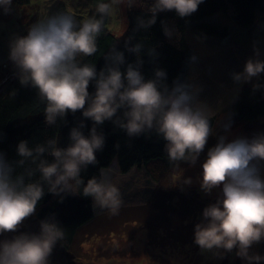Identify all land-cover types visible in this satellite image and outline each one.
Wrapping results in <instances>:
<instances>
[{"label": "clouds", "instance_id": "obj_1", "mask_svg": "<svg viewBox=\"0 0 264 264\" xmlns=\"http://www.w3.org/2000/svg\"><path fill=\"white\" fill-rule=\"evenodd\" d=\"M203 0H152L147 5V19L138 18L137 28L147 29L155 23L157 13L174 11L183 18L198 10ZM12 0H0L7 13ZM140 0H97L95 15L83 20L67 12H56L34 23L22 37L9 45V59L18 69L21 85L35 88L46 102L45 121L55 125L68 113L80 111L94 126L87 136L83 121L69 131L70 144L57 147L49 140L47 146L28 147L20 141L16 147L20 159L9 161L0 152V235L17 233L22 223L35 213L38 201L47 191L56 195L77 193L91 197L95 207L118 213L121 205L119 187L106 174L85 183L81 171L95 164V153L102 150L104 136L95 125L111 120L129 136L155 131L166 142L168 160L195 165L213 135L212 120L216 112L199 99L201 89L193 83L173 81L169 87L163 69H154L153 77L145 79L141 43L127 51L136 61L126 62L124 52L111 48L104 55L105 65L97 71L94 65L82 63L79 57L97 52V39L104 30L105 18L123 5L132 7ZM140 6H144L140 3ZM165 35L171 36L165 28ZM148 54L155 55L149 49ZM256 56L259 53L256 51ZM194 60L195 58H190ZM264 73V61L248 59L239 73H231L234 83L242 84ZM94 92L89 93V84ZM264 87L253 85L254 89ZM118 113H120L118 115ZM230 121L222 125L227 132ZM52 157L49 162L45 154ZM31 159L36 162L40 182H25V174L17 168ZM264 133L251 137L237 136L229 140L219 135L200 161L199 187L211 195L218 189L214 202L205 206L200 222L194 225V243L203 252L223 258L235 249L245 264H260L264 256L250 253L254 244L264 241ZM28 176L32 175L29 170ZM184 184H191V178ZM64 231L53 219L39 223L37 233L19 232L0 240V264H49V256Z\"/></svg>", "mask_w": 264, "mask_h": 264}, {"label": "trees", "instance_id": "obj_2", "mask_svg": "<svg viewBox=\"0 0 264 264\" xmlns=\"http://www.w3.org/2000/svg\"><path fill=\"white\" fill-rule=\"evenodd\" d=\"M29 2L30 0H12V3L17 5H26ZM140 3L144 6H140ZM140 3L128 7V25L122 39H118L108 30L109 17L105 18L104 30L97 39V52L92 56L79 57L80 61L94 65L99 71L105 65V53L111 48H115L124 52L126 62L134 63L137 57L128 52L127 48L133 44L141 43L143 51L140 58L143 64L140 71L145 79L153 77L154 69H163L167 74L165 83L171 87L173 81L177 79L186 81L193 64V60L190 59L193 57V51L186 39L189 22L199 20L189 29L194 35L213 36L218 40H223L229 36L227 26L206 21L207 17L221 11L245 29L251 28L256 21L264 19V0H203L198 6V10L189 16L181 18L174 11L160 12L157 13L153 25L147 29H138L137 19L149 17L147 5H150L152 0H140ZM58 12L64 11L59 10ZM93 15L95 13L90 14V16ZM203 18L205 19L203 20ZM165 28L171 31L170 37L165 35ZM149 49L155 55L150 56ZM3 69L7 75L4 74L0 81V152L4 153L9 161L20 159L16 152L20 141H27L28 147L34 149L37 145L47 146V142L53 140L56 141L57 147L64 148L70 144V129L78 126L81 121L84 124L81 130L85 136L88 135L89 129L94 124L90 119L84 118L80 111L74 114L68 113L63 119H58L55 125H48L44 113L46 102L39 96L37 90L29 85H21L17 68L11 71L4 67ZM255 84L264 86V73H261L250 86L243 87L240 94L228 107V119L231 124L248 123L264 117V87L254 89L253 85ZM88 91L89 93L94 92V83L89 84ZM211 123L214 127V118ZM95 127L97 132L104 136V146L102 150L95 153V164L88 165L81 171L83 181L86 183L90 178H99L111 167L114 160L121 173H127L134 167L144 169L150 179L156 183V189L150 196L152 199L150 206L153 210H148L147 207L144 209L149 212L157 211L159 207L160 210L162 207L169 208L170 201L175 197L180 201L176 209L182 212L183 218L179 223L170 219L168 222L159 223L156 228H152V225L158 220L153 219L152 216H149L148 219L143 214L146 211H140L139 207H132V211L119 215L124 218L122 223L125 226L130 222L142 223L143 227L148 229L149 239H155L152 234L155 235L160 229L162 232L161 241L165 236L170 240L185 238V234L193 238L194 225L200 222L203 208L214 201L202 200L191 193L192 196L168 194L164 190L163 184L170 175H174L178 169L189 164L181 162L179 166H174L168 160L165 150L166 142L154 130L129 136L125 130L115 125L111 120L104 121ZM216 142L217 138L211 135L200 158L204 159L207 149ZM43 158L49 162L52 161V157L47 153ZM39 159L37 158L36 162H33L29 158L17 168V172L25 174L26 183L40 182V174L36 170ZM29 170L32 172L31 176L27 175ZM44 191V196L38 201L35 213L30 216V220L22 223L17 233L0 235V240L10 239L19 232L37 233L41 220L53 219L63 229L64 238L57 241L53 247L48 258L49 264H75V256L72 255V252L79 249L77 244L81 245L86 237L93 234L97 226L98 233L104 232L106 229L104 223L111 222L112 218L107 217L104 223L96 219L92 206L93 200L91 197L83 195V186L75 194L56 195L47 191V185L44 186ZM190 191L196 193L194 190ZM154 213L157 214V212ZM158 214L163 213L160 211ZM99 224L102 225L99 226ZM109 227L111 226H107V228ZM112 228L117 230L116 226ZM229 264H245V262L241 258L235 257ZM260 264L262 263L260 262Z\"/></svg>", "mask_w": 264, "mask_h": 264}, {"label": "rangeland", "instance_id": "obj_3", "mask_svg": "<svg viewBox=\"0 0 264 264\" xmlns=\"http://www.w3.org/2000/svg\"><path fill=\"white\" fill-rule=\"evenodd\" d=\"M96 3L97 0H30L26 5L11 3L7 13L0 7V81L4 74L7 75L3 67L8 71L16 68L9 59V45L14 38L25 36L34 23L59 10L72 14L78 20H83L91 13H95ZM127 10L128 7L121 5L109 17L107 28L118 39H122L127 30ZM206 21L227 26L229 36L218 40L213 36L194 35L189 29L199 20L188 23L186 39L195 59L185 82L198 85L201 89L199 99L216 112L212 136L217 138L219 135H225L231 140L237 136L251 137L257 132L264 133V117L248 122L249 124L233 125L230 123L227 132L222 128L223 124L229 122L228 107L237 98L243 87L250 86L256 80L253 78L249 82L236 84L230 74L241 72L245 62L250 58L260 60L264 58V19L258 20L257 27L261 30L256 29L255 31L252 28L245 29V27L237 25L221 11L207 17ZM261 33L262 35H260ZM237 37L242 38L245 44H233ZM256 51L259 53L258 57L255 54ZM202 160L200 158L195 165H187L178 169L174 175H170L163 182L164 190L168 194L176 196L195 195L202 200L214 201L218 189H214L211 195H206L199 187L200 161ZM110 166L105 173L119 187L122 205L118 213L113 214L107 209L95 207L93 203V212L98 221L104 223L107 217H111L112 220L104 223L106 228L104 232L98 233L97 226L96 231L94 230L92 235L86 237L81 245L77 244L79 249L72 252V255L75 256V264H229L237 257L235 249L231 253H225L223 258L215 256L212 252H203L194 243L193 238L186 234L185 238L177 240H170L165 236L161 241V229L155 235L152 234L155 236V240L149 239L148 229L143 227L140 222H130L125 226L122 223L124 218L119 215L132 211V207H139L140 211H146L147 209L145 210L144 207L153 210L150 206L152 204L150 196L156 189V183L140 167H134L127 173H121L115 160ZM262 175H264V171H262ZM188 178H191L192 183L184 184L183 181ZM190 190H194L196 193ZM179 202V199L174 197L168 205L169 208L162 207L160 210L159 207L157 211H146L143 214L148 219L149 216H152L153 219L158 220L154 221L155 224L152 225V228H156L159 223H166L170 219L179 223L183 218L182 212L176 209ZM160 211L163 214H158ZM28 220L27 218L23 223ZM107 226L111 227L107 228ZM113 226H116L117 230H114ZM250 253L264 256V241L254 244ZM261 263L264 264V261Z\"/></svg>", "mask_w": 264, "mask_h": 264}, {"label": "crops", "instance_id": "obj_4", "mask_svg": "<svg viewBox=\"0 0 264 264\" xmlns=\"http://www.w3.org/2000/svg\"><path fill=\"white\" fill-rule=\"evenodd\" d=\"M257 26H258V21H256V22L254 23V25L251 27L252 30H253V31H255L256 29H260V30H261V28H259V27H257ZM250 31H251V30H250ZM260 35H262V33H261ZM242 43L245 44L244 40H243L242 38H240V37H237V40L233 41V44H236V45H239V44H242ZM28 219L30 220V217H29ZM31 221L33 222V221H35V220H31Z\"/></svg>", "mask_w": 264, "mask_h": 264}]
</instances>
